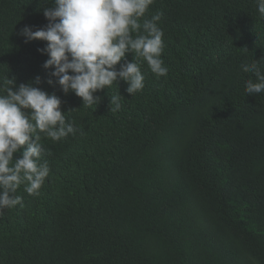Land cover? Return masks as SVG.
I'll list each match as a JSON object with an SVG mask.
<instances>
[{"label": "trees", "instance_id": "1", "mask_svg": "<svg viewBox=\"0 0 264 264\" xmlns=\"http://www.w3.org/2000/svg\"><path fill=\"white\" fill-rule=\"evenodd\" d=\"M52 6L0 0V86L39 76L80 132L42 134L50 176L0 218V264H264V93L246 94L240 67L264 70L255 0H154L167 76L138 60L143 90L119 81L91 108L47 83L46 42L19 34Z\"/></svg>", "mask_w": 264, "mask_h": 264}, {"label": "clouds", "instance_id": "2", "mask_svg": "<svg viewBox=\"0 0 264 264\" xmlns=\"http://www.w3.org/2000/svg\"><path fill=\"white\" fill-rule=\"evenodd\" d=\"M51 2L52 7L43 8L48 21L45 27L33 30L25 26L19 33L25 42H46L38 51L48 56L43 68L49 72L50 86L58 84L64 94L74 93L82 99L83 107L91 108L102 100L98 92L119 81L128 84L131 96L143 90L145 77L138 60L146 62L156 76H167L168 68L161 58L164 31L159 22L163 13L146 17L154 0ZM255 2L264 19V0ZM128 53L134 54L131 62L126 60ZM260 63L254 60L240 66L255 77L245 82L247 95L264 93ZM41 82L37 76L34 82L17 87L15 79L7 77L0 86V218L5 210L23 207L22 197L16 194L21 185L27 194L38 196L50 176L49 163L42 159V134L59 142L80 132L62 112L60 97L38 87ZM121 97L120 93L111 96V111L121 108ZM17 153L19 157L14 158Z\"/></svg>", "mask_w": 264, "mask_h": 264}]
</instances>
